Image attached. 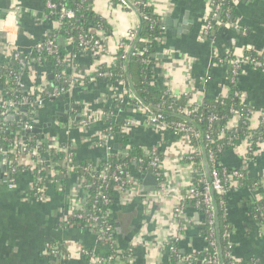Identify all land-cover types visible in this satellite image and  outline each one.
Instances as JSON below:
<instances>
[{"label":"crops","instance_id":"1","mask_svg":"<svg viewBox=\"0 0 264 264\" xmlns=\"http://www.w3.org/2000/svg\"><path fill=\"white\" fill-rule=\"evenodd\" d=\"M210 1L150 0L166 27L161 45L155 52V61L150 66V84L160 91L169 90L174 97L189 95L198 104L227 92L228 70L217 60L231 51L237 54L250 49L256 53L264 52V0H233L230 21L220 23L208 37H204L202 29ZM92 11L109 24L111 33L107 47L114 49L132 26L133 16L113 6L109 0H93ZM168 22L170 24L166 26ZM52 30L54 22L48 21L43 0H0V63L10 61L12 52L32 54L36 44L46 40ZM98 33V36L103 35ZM87 54L84 51L69 54L65 59L71 68L69 72L77 81L69 97L63 102L46 100L39 108L35 107L34 124L50 125L43 129V139L52 147L69 146L74 160L99 163L107 158L104 145L98 143L101 131L110 124L125 120L132 123L121 131L128 137L129 145L123 146L117 136H112L109 141L111 155L125 154L130 146L156 150L162 161L159 170L165 187L182 193L193 182V166L182 161V157L191 152V146L169 131L151 129L145 117L126 100L123 89L126 84L109 85L92 79L90 75L95 62ZM104 56L107 62L113 54L108 51ZM49 74V69L40 64L23 68L19 74V91L15 95L23 93L35 98L49 91L52 87ZM237 80L244 104L253 109L251 129H256L264 112V74L244 67ZM58 113L65 114V118L58 117ZM20 114H12L19 121L10 123H19ZM83 119L89 122L86 129L80 127ZM246 143L242 141L219 160L220 168L242 170L248 180L255 182L254 187L244 186L227 196L229 241L236 261L254 258L264 264V227L250 214L254 203L264 201V142L258 145L253 157L247 156ZM5 164V159L0 156V165L5 167ZM2 167L0 264H91L82 254H75L78 248L90 249L91 255L97 259L105 260L113 253L117 259L109 264H174L169 261L168 251L162 249L176 228L172 218L174 197L157 198L155 190L149 193L147 201L134 200L122 205L114 193V206L119 215L117 228L121 226L124 231L122 229L121 237L117 234L114 242L107 245L87 228L65 225L69 199L79 200L84 196L75 173L62 175L52 170L54 174L47 176L45 198L39 201L33 194L29 171L21 172L14 179V189L9 190L2 184L5 174ZM59 174L62 182L55 179ZM130 205L134 207L133 211L122 215ZM185 211L194 223H187L183 229L178 249L182 255H199L205 249L206 240L195 222L202 220V211L188 206ZM131 229L137 230L132 239L129 237ZM67 249L71 253L67 254Z\"/></svg>","mask_w":264,"mask_h":264},{"label":"trees","instance_id":"2","mask_svg":"<svg viewBox=\"0 0 264 264\" xmlns=\"http://www.w3.org/2000/svg\"><path fill=\"white\" fill-rule=\"evenodd\" d=\"M115 1L111 2L113 6H116L117 4ZM45 2L61 5L70 9L74 13L72 19L64 20L59 29L52 30L48 37H46V40L42 41L43 43L45 41L54 40V44L56 45L55 54H48L44 47L38 53L34 50L30 55L21 54L22 60H28L30 56L40 58V66L49 69V75L52 77L50 80L52 88L49 90V92H51L52 89L58 86H63V83H59L61 82L59 81V78L64 76L65 68L67 66V63L65 62L66 57L69 54L75 55L83 52L85 47L92 42L91 39H95L96 37V34L92 33V31H102L105 35H109L111 30L105 19L97 17L93 13V0H43V3ZM140 2L141 4L137 7L138 10L147 15L150 21H140L137 37L135 41H133L132 46L137 49L146 48L147 52L142 57L129 56L126 60H121L120 56L122 55V51L117 50L113 55L114 59L116 57L114 64L109 68H102L103 72L112 74V77L103 80V82L109 85H118L120 84L119 82H124L127 85V88L130 89L142 103L160 111L165 116L166 123L171 125L185 123L187 126L195 128L198 137L191 139V145L193 147H199L203 154L200 156V159L196 157L192 160L194 167L197 170V173H194L193 176L192 187H194L197 193H202L204 186L200 181V174L202 173L205 175L206 179L209 180V173L211 170L210 166L207 164L206 152L208 150L214 152L216 160L219 161L226 157L229 152L233 151L239 143L246 141L251 146V151L248 155L253 157L256 153L257 146L264 142V121L260 119L258 127L256 129H251L250 118L253 109L244 104L242 94L237 86V79H234V82L228 85L226 96L222 95L216 99H204L200 104H191L193 99L189 95L173 97L170 93H167V90L160 91L152 86L150 84L152 76L150 66L155 61V52H157V49L161 45V42L159 41L162 38V36H160V27L163 25L164 21H162L158 15L154 14L152 7L145 6L146 0H141ZM232 2L233 0H212V10L209 12L206 19H209L208 26L211 31L215 30L220 23L230 21L229 19L233 10ZM45 13L50 23H53L56 20V15H50L47 9H45ZM217 15H220L219 22L216 20ZM91 29L93 30L90 31ZM68 41H71L70 45L68 44ZM233 52L234 51H231V53ZM244 52L246 57L249 56L251 58H256L259 54L251 49L244 50ZM89 56H91L90 53ZM98 59V56L92 57L93 62ZM223 64L228 70L229 77L231 66L226 61H224ZM21 72H23V69L13 60L0 63V97L3 102H18L22 98L27 99L29 103L34 101L33 96L28 94L19 93V95H15V92L19 91L18 81ZM258 72L264 74V70ZM84 80H87V78ZM46 92H43L42 97L46 98ZM179 109L185 111V113H180ZM234 110L238 112L236 127L227 129L228 123L233 119L231 111ZM19 113H21L20 116L22 117L19 123L14 124L10 122H2L3 125L0 126V148H4L7 152L13 148L15 140L18 139V137H21V128L23 125H34V115L30 105L25 106V109L20 108L18 110V114ZM263 113L264 112H262V114ZM211 117H214L215 119L210 121ZM124 123H126L125 120H119L116 123L110 124L101 132L104 135H110V137L117 136L120 143L123 146H127L129 145L128 137L121 133ZM17 133H19V136ZM24 141L27 150H32L37 148L36 145L39 142L41 143V138L38 134L28 133L25 136ZM61 147L68 148V153H72L69 146L62 144ZM37 149L40 152L42 159L45 158L51 162L52 170L62 173V175L66 174V172L60 167V163L64 158V153L59 152L56 149H51L46 152L42 145H40V147L38 146ZM150 151L130 146L126 157L120 156L119 154L99 163L85 159L74 160V165L76 167L75 171L86 182L84 193L87 194V204L84 212H76L75 216L72 215L66 218L65 225L68 227L74 226L77 228H85L90 222L91 217H101L106 220L110 227L106 231V236H111L113 238L117 237V221L114 219L117 211L113 201L116 184L112 180H109L107 183H102L97 177L105 166L109 167L108 174L109 177H111L115 173L116 168L123 165L130 175L134 177L137 175H144L151 171L152 173H158L161 178L162 172L154 171L150 167L151 157L148 155ZM7 156L9 160L14 159L10 153H7ZM139 160L141 163L138 162ZM12 166L15 168L11 175L13 179H16L21 172L28 171L27 168L20 167L14 162ZM40 169V173L45 172L44 168L40 167ZM218 170L226 183L225 194L218 195L215 192L211 194L216 210L214 237L216 240V248L218 250V261L219 264H240L236 263L232 257L233 246L229 241L230 222L226 215L225 201L228 195L244 186L250 187L255 184V182L248 180L245 175H243L242 178L237 180V185H230L227 176L230 175L234 169L218 168ZM40 173L35 172L31 174L32 182L36 186L46 187V177H40ZM62 175L59 174L55 179L62 182ZM38 178L40 179L39 182H37ZM254 186L255 185L252 187ZM33 194H35L34 190ZM184 204L185 207L200 208L201 211L205 208L202 199L198 197L186 201ZM250 214L261 227H264V201L254 203L252 207H250ZM195 224L206 240L208 236L206 219L203 217L202 220ZM204 248L205 249L201 254L191 255L194 259L193 264H197V262H201V264H210L209 261L212 249L209 248L206 243ZM85 251L88 252V255L84 256V258L89 261L92 252L90 249ZM111 254L113 255V253ZM176 255L183 257L187 256L182 255L178 247ZM171 260V262L175 263V258L172 257ZM245 262L248 264L259 263L254 258L248 259Z\"/></svg>","mask_w":264,"mask_h":264},{"label":"built area","instance_id":"3","mask_svg":"<svg viewBox=\"0 0 264 264\" xmlns=\"http://www.w3.org/2000/svg\"><path fill=\"white\" fill-rule=\"evenodd\" d=\"M109 1L114 2L115 0H109ZM140 1L141 0H116L115 1L117 3L116 6L120 7L123 11L133 16L134 22L132 26L129 28V30L126 32V35L123 37V39L118 41L114 49L111 50L110 47H107L108 35H105L102 31H98V32L103 33V35L101 36H98L99 34L98 32H92L96 34V37L95 39L91 37L92 42L89 43V45L85 47V49L83 50L84 52L88 54L90 53L92 57L98 56L99 58L98 60L95 61L93 72L90 75L92 79L103 81L105 79L112 77V74L103 72L102 70V68L104 69L109 68L116 61L115 60L116 57L115 59L112 57L110 61L105 62L104 55L108 51L114 55L117 50H121L122 51V55L120 56L121 60H126L127 57L129 56L142 57L144 54H146L147 52L146 48L137 49L132 46L133 41H135L137 37L138 29L140 26V21L141 20L150 21L147 15H145L143 12L138 10L137 7L138 5L141 4ZM145 6L152 7L154 14L158 15L156 12V8L150 2V0H146ZM211 6H212V0L210 1V4H209L208 14L212 10ZM44 7L45 9L49 11L50 15L52 14L56 15V20L54 21V30L59 29L64 20H69L74 17V13L70 9L63 7L61 5H56L50 2H45ZM12 16L13 15H11V17ZM208 21L209 19L205 20V24L202 29V35L204 37H208L212 33L211 29L208 26L209 24ZM165 30H166V27L163 23V25H161L160 27V36L163 37ZM159 41L161 42L162 38ZM68 44L70 45L71 41H68ZM43 47L45 48L48 54H55L56 45L54 44V40H49L43 43L40 42L36 44L32 52L35 50V52L38 53L43 49ZM244 54H245L244 51L240 54H237L235 52L233 53L228 52L224 56V58H220L219 60H217V62L221 65H224L223 64L224 61L230 64L231 69H230V76H229V84L234 82V79H237L238 75L242 72L244 67H248L255 71L264 70V52L259 53L256 58H251L249 56L246 57ZM34 57L35 56H33L32 58L28 60H22L20 53L12 52L10 55V60L17 62L23 69V68H29L31 67V65L35 63L40 64V58L38 57L34 58ZM101 58L103 60H101ZM67 66L65 68L64 76L62 78H59V81L61 82L58 81L60 84L63 83V86H58L52 89L51 92L44 91L46 92V95H47L46 98L42 97V94H43L42 93L41 95H37L34 98V101L32 103H29V101L25 98H22L18 102H13V101L3 102L2 98L0 97V118H4L10 113L16 114L20 108L27 106V105H30L32 112H34L35 107L39 108L40 106L43 105L44 101L59 99L63 95L67 93L69 94L77 85V81L76 79H74L72 73L69 72V69H71L70 66L68 67ZM74 74L76 75L77 73H74ZM79 78L82 79V76L80 75ZM119 83L121 86L125 85L124 82H119ZM19 87H20V84L18 83V88ZM123 89H124L126 100L130 102L133 105V107L145 117L147 121V125L151 129L157 132L169 131L171 132V134H173L180 140L187 143L189 147L191 146L192 148L191 152L189 153V155L183 156L182 161L190 163L194 168L193 173H197V170L195 169L194 163L192 160L196 157L200 159V156H202L203 152L199 147H193L191 145V139L198 137V133L196 132L195 128L191 126H187L185 123H176L174 125L166 123L165 116L160 111L153 109L150 106L142 103L139 100V98L135 96V94L127 87ZM226 90L228 92V87L226 88ZM227 92H225L224 96H226ZM167 93H170V95L173 96L169 90H167ZM182 96H186V94ZM118 103H121V101H118ZM192 103L196 104L193 100L191 101V104ZM179 112L185 113V111L180 110V109H179ZM231 112L233 114V119L230 120V122L228 123L227 129H232L236 127V124H237L233 122L236 119H238V112L236 110L231 111ZM252 112L253 110L251 111V114ZM260 117H261V120L264 121V113L261 114ZM214 119H215L214 117H211L210 121H213ZM131 125L132 123H128V122L124 123V126L122 127L123 131H124V128H129ZM88 126H89L88 120L83 119L81 121L80 127L82 129H86ZM32 128L33 126L26 124V125H23V127L21 128V131H30ZM18 134L19 133H17V135ZM111 138L112 136L110 137V135H104L103 133H101V136L98 139L99 145H104L105 150L107 151L106 160L113 157V155H111V152H112L111 147L109 146V141ZM24 142L25 141L22 140V137H18V139H16L14 142L13 148H11L9 152H7L4 148L3 149L0 148V156L2 157V159H5V163H6L5 164V174L2 179V184H4L9 190L14 189V186H15V180L11 177L15 169L12 166L13 162L16 163V165L20 167L27 168L31 174L35 172L40 173L41 171L40 167L44 168L45 172L40 173V177L42 176L46 177V180H47V176L49 173L54 174L51 168V165H52L51 162H49L45 158L42 159V156L37 149L38 146L40 147V145H42L44 146L46 152L50 151L51 149H56L57 151L64 153V158L60 163V167L66 173H70V174L75 173L77 175L81 190L84 193L86 182L75 171L76 167L74 165V158L72 157L71 154L68 153L69 152L68 148L61 147L60 145L56 147H52L49 142L45 141V139H41V143L39 142L36 145L37 148L32 149V150H27V147ZM128 149L129 148H127V151ZM250 151H251V146L249 143H246L247 156H249L248 153ZM7 153L12 154L14 159L9 160ZM156 153H157L156 150H151L148 153V155L151 157L150 167L154 171H160L159 169H161L162 161H161L160 155L158 153L157 155ZM120 155L123 157H126L127 153L125 154L122 153ZM206 159H207V164L210 166L211 170L209 173L210 174L209 180L206 179L205 175H203L202 173L200 174V177H201L200 181L202 182L204 186L202 189V193H197L194 187L190 185L182 193L179 194L175 192L173 189H169L165 187L163 175L160 178V175L158 173L153 172L154 176L157 178V181H158V187L156 189L155 196H157V198H164V197L170 196L172 198L174 197L173 199L175 200V206L173 207V210H172V218H173V221L176 223V228L171 238L162 246V249L164 251H168L169 261H172L171 260L172 257L175 258V263L172 262L174 264H193L194 262V259L191 255L183 257V256H177L176 253H177V247L181 239V234H182L183 229L185 228L187 223H194L187 216L186 211H185L186 207L184 203L186 201L193 200L197 197L202 199L203 205L205 207L204 210L202 209V217L206 219V224H207V232H208L207 239L208 240L206 239V245L212 249L209 263L219 264L218 250L216 248V240L214 237L216 210H215V205L213 204V199H212L211 194L213 192L217 193L218 195L225 194L226 183L223 177H221V174L218 170V168H220V163L219 161L216 160L215 153L208 150L206 152ZM138 162L141 163L140 160ZM108 171H109L108 166L103 167L102 171L100 172L97 178L102 183H107L109 180H112L116 184L114 193L115 195H117V197L119 198V202L122 205L131 204V202L134 200H138L141 202L148 200L147 197L149 193L146 194L140 191L141 183L139 182L136 176L134 177L130 175V173L127 171L125 166L123 165L118 166L115 170V173L111 177H109ZM243 175H244V171L239 170V169H234L230 173V175L227 176L228 181L230 182V185H237L238 184L237 180L242 178ZM39 181L40 179L38 178L37 182ZM31 186H32L31 187L32 190H34L35 192L36 198L39 201L44 200L45 187L36 186L34 185L33 182ZM86 200H87V194L85 193H84V196L81 197L79 200H72L70 198L68 202L67 210H66V218L72 215L75 216L76 212H84L85 206L87 204ZM195 223H198V222H195ZM85 228L89 229L102 243H105L108 245L114 242L113 237L106 236V231L110 227L108 223L106 222V220L101 217L100 218L91 217L90 222L86 225ZM67 252H68V249H67ZM76 253L82 254L83 257L88 255V252H86L85 250H81L79 248L75 251V254ZM116 259L117 258L114 255L108 257L105 260L97 259L95 258V256L91 255L89 258V261L91 264H109V263H113V261H115ZM234 261L240 264H248L246 262H238L235 259ZM250 264H259V263H250Z\"/></svg>","mask_w":264,"mask_h":264},{"label":"water","instance_id":"4","mask_svg":"<svg viewBox=\"0 0 264 264\" xmlns=\"http://www.w3.org/2000/svg\"><path fill=\"white\" fill-rule=\"evenodd\" d=\"M3 14H4V12H3ZM220 19V15H218V17H217V20H219ZM169 22L166 24V26H169ZM155 57V56H154ZM158 58V57H157ZM49 80H51L52 79V77L51 76H49V78H48ZM69 97V94L67 93V94H65V95H63L62 97H60L59 98V102H63L64 100H66L67 98ZM22 109H25V106L24 107H22ZM65 110L66 111H68V107L67 106H65ZM57 116L58 117H60V118H65V114H61V113H58L57 114ZM18 122L19 121V119H18V117H16V116H13L11 113L10 114H8L7 116H5L4 118H1L0 119V122ZM21 125V124H20ZM50 125H40V124H34L33 125V128L30 130V131H22L21 132V137H22V140H24V138H25V136L28 134V133H35V134H38L39 136H40V138L41 139H43L44 138V136H42V131H43V129H45V128H47V127H49ZM117 148V147H116ZM115 148V149H116ZM2 166L0 165V168H1ZM4 168L5 167H2V169H3V171H4ZM137 177V179L139 180V182L141 183V187H140V191L142 192V193H152V192H154L156 189H157V187H158V181H157V178L154 176V174L151 172V171H149V172H147L146 174H144V175H138V176H136ZM127 209L123 212V214L122 215H127L128 214V211H130V212H132L133 211V209H134V207L132 206V205H130V206H127L126 207ZM137 209H138V211H139V208L137 207ZM138 215L139 214H137L136 215V217L138 218ZM197 217V216H196ZM119 218V215L118 214H116L115 216H114V219H118ZM195 220H197V219H195ZM121 227V226H120ZM117 228L116 230H117V234L118 235H120V237H121V230L123 229V227H121V228ZM138 228H139V226H138ZM139 230V229H138ZM131 233H130V235H129V237L132 239L133 237H134V235L136 234V229H131ZM135 232V233H134ZM197 264H201V262H197Z\"/></svg>","mask_w":264,"mask_h":264}]
</instances>
